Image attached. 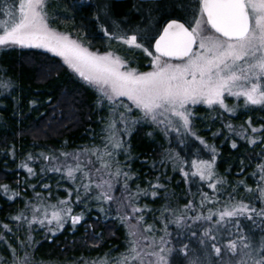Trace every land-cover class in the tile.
I'll use <instances>...</instances> for the list:
<instances>
[{"label":"trees","instance_id":"1","mask_svg":"<svg viewBox=\"0 0 264 264\" xmlns=\"http://www.w3.org/2000/svg\"><path fill=\"white\" fill-rule=\"evenodd\" d=\"M137 2L114 1L115 11L130 12ZM59 5L69 13L78 28L88 26L89 21L94 23L95 12L91 6L74 9L73 0H59L54 8ZM195 5V0H187L182 10L169 3L162 10L164 20L171 16L184 22L190 19ZM2 16L6 15L2 13ZM131 18L134 23L138 22L135 16ZM5 83H10L11 87H0V264H13L12 250L17 264L25 262L26 257V264H73L79 257L92 261V264L98 258L100 263L104 260L111 264L124 249L123 225L135 220L141 222V216L143 224L147 222V226L153 228L157 226L155 223L151 225V221L170 222L173 229L177 217L184 221L182 232L172 231L165 236L171 241L168 246L174 249L171 264H189L197 257L202 259L204 249L199 238L209 228L213 229L221 246L229 238H239L235 227L237 221L240 232L250 237L254 244L264 237V218L255 215L252 220L246 215L225 218L220 225L217 216L211 221L194 222L196 216H206L209 211L218 213L232 204H247L257 211L264 208V201L259 198V189L264 187V182L259 180V167L264 164V105L247 107L236 113L219 107L195 105L191 107L193 136L189 138L181 135L178 139L165 140L158 133L150 136L147 125L137 124L130 131L131 135L123 140L126 157L119 161L122 164L119 168L126 171L129 178H116L112 190L113 194H119L115 202L124 213L108 212L104 216L92 208L79 213V204H76L72 207V214L82 216L79 224L72 225L68 219L63 228L38 223L29 228L26 220L16 221L13 217L23 213L27 220L32 219L30 206L38 199L37 194L40 198L46 193L40 186L50 187L46 201L53 205L64 197V190L57 185L61 182L53 173L45 171L48 174L40 176L38 164H46L48 159L46 161L44 157H49L51 151H77L94 146L97 96L58 58L35 48H0V85ZM252 128L261 131L253 133ZM199 140L215 148V175L211 181H201L198 176L191 175L193 171H188L192 170L193 160H210L213 155ZM249 140L256 142L249 143ZM233 143L236 148L232 147ZM167 147L173 148L185 162L181 170L174 172L161 164ZM22 165L33 169V177ZM184 172L189 173L187 178ZM209 183L216 185L215 190L208 187ZM54 185L56 190L52 187ZM3 186L9 189L7 193L2 190ZM131 204L142 212L133 213L129 207ZM46 207L40 205L41 211L36 213L38 218L45 209L51 213ZM112 213L117 216L112 217ZM125 217L126 221L122 219ZM192 231L197 232V237L191 236ZM29 236L32 237L31 244ZM204 239L212 264H221L226 253L231 254L222 247L221 256L217 257L211 249V240ZM184 245H188L187 252L190 251L187 262L183 260L185 254L179 251ZM232 257L235 260L241 257L239 247Z\"/></svg>","mask_w":264,"mask_h":264},{"label":"snow or ice","instance_id":"2","mask_svg":"<svg viewBox=\"0 0 264 264\" xmlns=\"http://www.w3.org/2000/svg\"><path fill=\"white\" fill-rule=\"evenodd\" d=\"M186 2L187 0H138L130 12L117 13L114 0H96L94 5L91 0H73L74 9L82 6L93 8L94 22L108 40H116L151 57L149 71L141 72L130 68L123 58L111 51L104 54L90 51L78 40L50 27L45 0H0V12L10 17V22H6L0 31V47L45 49L62 57L68 68L86 86H93L99 91L98 102L103 107L107 101L109 111L102 154L108 161H112L115 154L125 146L121 137L130 136V126L139 124L141 119L158 127L166 136L170 132L191 135V106H219L225 111L233 112L234 108L229 109L225 103L226 95L237 99L242 97L246 106L264 105V0H196L191 20L181 22L179 18L171 16L164 20L162 10L169 3L183 10ZM142 5L147 7L143 8ZM132 16H135L137 23L130 18ZM162 20L164 22L161 24ZM153 47L155 54L150 51ZM0 87L10 88L11 85L5 83ZM119 98H126L130 103L125 104ZM136 111L142 116L133 120L132 114ZM117 125L120 127L117 128ZM251 131L256 133L261 129L252 128ZM199 142L208 147L213 155L210 160H193L194 171L191 175L198 176L201 181H211L215 175V148L206 145L203 140ZM255 142L249 140V143ZM232 147L236 148V144L233 143ZM74 155L78 157L79 153ZM21 167L29 175H34L31 167ZM110 167V163L103 165L104 169ZM52 170L60 171V168ZM79 170V166L75 170L69 167L66 171L68 179L75 180V171ZM107 174L113 178H129L128 173L119 167ZM188 175V172H184L186 178ZM84 176L87 178L88 173L85 172ZM259 180L264 182V164L259 167ZM208 187L215 190L216 185L209 183ZM83 188L87 193L90 184H83ZM95 188L99 189L96 201L106 203L112 199L108 195L112 190L111 179L101 176ZM2 190L6 193L9 191L7 186H3ZM37 198L39 199V194ZM259 198L264 201V187L259 189ZM76 202L81 203L79 191ZM68 203L60 201L59 204L64 206L60 208L49 205L52 208L50 218L46 209L38 218L36 213L41 209L33 208L31 220H27L23 213L13 219L26 220L29 228L37 223L41 226L52 225L53 221L56 228H63L68 219L72 225L79 224L82 216L73 215L72 208L66 206ZM132 212L139 213L142 209L132 208ZM245 215L249 220L254 215L264 218V208L257 211L247 204H232L218 213L209 211L206 216H196L194 222L211 221L213 216H217L219 225L226 217ZM122 219L126 221L127 217ZM142 219L141 216L140 220ZM173 223L178 228L185 226L180 217ZM3 227L11 232L7 225ZM235 227L239 238H229L222 246L213 234V229L204 230L199 238V244L204 249L203 258L197 257L189 261V264H212L204 238L211 240V249L217 257L221 256L222 247L233 255L237 254L239 247L241 259L237 264H264V237L254 244L250 237L240 232L238 221ZM152 230L149 226L144 231L151 233ZM166 235L170 234L166 232ZM231 235L229 232V237ZM129 236L131 239L128 241V251L122 254L116 264H171L170 257L174 249L168 246L170 240L161 237L157 243L154 239L143 236L135 226L129 227ZM191 236L197 237V232L192 231ZM28 242L32 243L31 236L28 237ZM187 249L188 245H184L179 251L186 255ZM12 251L13 264H17L15 252ZM26 261L27 257L21 264H26ZM221 264L224 262L221 261Z\"/></svg>","mask_w":264,"mask_h":264},{"label":"rangeland","instance_id":"3","mask_svg":"<svg viewBox=\"0 0 264 264\" xmlns=\"http://www.w3.org/2000/svg\"><path fill=\"white\" fill-rule=\"evenodd\" d=\"M57 1L59 2V0H45V11L47 12L48 17H49L50 27L54 28L56 31H58L60 33L67 34L70 37H72L73 39L78 40L84 47L89 48L90 51H96V52H99L100 54H104L107 51H111L115 55H118L121 58H123L125 63H127L130 68L138 69L141 72L151 70L150 69L151 57L147 56L141 50H137L134 48H130L129 46L122 45L116 40H111V41L108 40V38H106L103 35V33L99 30V28L95 24L94 20H93V22H94L93 24H91L89 21V24H87L88 26H83L82 28L81 27L78 28L77 25H74L72 23V20H71L72 18L70 17L69 13L66 12V10H64V8L60 7V5H59V7L57 6L56 8H54V4ZM91 3H92V5H94V4H96V1H93ZM195 7H196V5H195ZM2 13L3 12H0V31H2V28L6 22H10V17H8L7 15L3 17ZM191 19H192V15L190 16V19H188V20H191ZM153 25H155V22L153 23ZM186 26H188V25L186 24ZM93 29H94V32L92 31ZM153 31H155V26H153ZM0 48H3V47H0ZM35 49H37V48H35ZM37 50H40V51L49 53L52 56H55L68 68V66L64 63L62 57H58V56L54 55L53 53L48 52L45 49H37ZM150 51H152V50L150 49ZM68 70L74 76H76L78 79H80L77 74H75L71 71V69L68 68ZM89 87H91L96 92V96H97V98H96V109H97V118L98 119L96 120L97 131H96V134L94 136V138H95L94 146L93 147L89 146V148L77 150V151H51L49 153L50 159H48V161H47V159H45L47 161L46 164L45 163H39L38 164L37 173L40 176L48 174V173H53V176L55 177V179H57L58 181L61 182V184H57V185H58V188H60L61 190L62 189L64 190V195H63L64 197H62L60 200L56 201L54 206H57L58 208L64 207L63 205L59 204L60 201H68L69 203L66 206L67 207L71 206V208L73 206H75L76 204H78L76 201H77V191H79V197L81 200V203H79V213H80V211H83V210L85 211V209L89 210V208H92L93 210L98 211L100 214L103 213L104 216L106 215L105 213H108V212L124 213V211L121 209V207L118 206V203L115 202L118 200L119 194L117 195V194L112 193V190L117 183V179L109 176L107 173L109 171L114 172L116 167H120L122 165V164H119V161H124L123 159H125V157H126V155H125L126 152H125L124 148L122 150L118 151L115 154V156L113 157L112 161H108L107 157L103 156L102 153H103V149L105 146L104 141H105V137H106L105 127L107 124V120L109 118L108 103H107V101H105L104 105L102 107L100 105V103L98 102V97L100 96L99 91L96 88H94L93 86H89ZM119 99H120V101H122L125 104L130 103L126 100V98H119ZM225 103L229 109L234 108L233 112H235V113L238 111H245L247 109V107L253 106V105H247L246 106L244 99L242 97L237 99L234 97H228L227 95L225 98ZM200 105H203V104H200ZM205 106L208 107L207 105H205ZM191 107H193V106H191ZM216 107H219V106H215L214 108H216ZM190 110H191V108H190ZM221 110H224V109H221ZM141 116H142V114L139 111H136L132 114V119L136 120V119H139ZM140 123L148 126V134L150 136L154 135V133H158V135L163 136L165 138V140L167 138L178 139V138H180L179 136H181L175 132H170L166 136L155 125H152L148 122H145L142 119L140 120ZM135 126L136 125L130 126V131H132V129L135 128ZM119 127L120 126L117 125V128H119ZM181 132L183 133V129H181ZM192 136H193V134L186 135V137H188V138L192 137ZM126 137L127 136H122L121 139L124 140V139H126ZM97 150H99V151H97ZM77 153H79L78 157L74 155ZM65 154H69V155H65ZM42 156L44 157L45 154H42ZM170 157H178V158H170ZM38 158H42V157H38ZM160 161H161L162 165L168 166L169 170L174 171V172L181 170L182 167L184 166V163H185L184 161H182V158L177 154V152L173 148L170 149L168 147L165 148ZM105 163H110L111 167L109 169H104L103 165ZM77 166H79L80 170L75 171V180L68 179V177L66 175L67 169L69 167H71L72 169L75 170L77 168ZM56 167H59L60 171L51 170V169H54ZM189 167L190 166H188V168ZM97 169H100L101 171L97 172L96 171ZM45 171L48 173H45ZM188 171H194V169L192 168V170L189 169ZM85 172L88 173L87 178H85V176H84ZM101 176L104 179H111V181H112V190L108 193V195H110L112 197V199L106 203L105 202H99V201L95 200V196L99 192V189L95 188V184L99 182V179ZM30 177H33V176L30 175ZM86 183L90 184V189L87 193L85 192V190L83 188V184H86ZM60 185H62V186H60ZM38 186H40V185L38 184ZM40 187L45 188L46 193L43 195V197H40L39 199L34 200V202L32 203L33 205L30 206L29 210L32 211L33 208H39L40 205H43V206H47L46 208L49 210L51 209L50 211H52V208L48 207V206L53 205V204L46 201L48 199L47 192H48V190H50V187L46 188V187H44V185L40 186ZM52 187L55 190L57 189L56 185H54ZM69 193H71V195H69ZM72 201H74V202H72ZM129 207L135 208L133 204H131V206H129ZM101 208H103L104 210L100 211ZM131 211H132V209H131ZM48 213H49V218H50V212H48ZM143 213H145V211H143ZM41 215H43V214H41ZM116 216H117L116 214L112 215V217H116ZM143 223H145V222H143V221L136 222V220H135L131 224L128 223L127 226L123 225L125 238H124L122 246L124 249L118 255V257L112 261L111 264H116V261L119 258H121L122 254H124L128 251V241L131 239V237L129 236V227L130 226H135V228H137L143 236H146L148 239H154L157 243H159L161 237L165 238V236H167L166 232L168 234H170V232H172V231H178V230H180L179 232H182V228H178L176 226V224H175V228L173 229L171 227L172 223H170V222L163 223L162 221L158 220L157 222L156 221L150 222L151 225L153 223H155L157 228L152 227V229H153L152 232L148 233V232H145L144 230L146 228H148L149 226H147V222H146V224H143ZM48 226L49 227L55 226V221H53L52 225H48ZM189 252H187L185 257L183 258L184 262L187 260V257L190 254ZM232 256H234L232 253L231 254L226 253V257L223 261L224 264L226 262H227L226 264H237V261H239L241 259V257H239V258H237V260H235ZM96 261L97 262L95 264H101L100 263L101 260L99 258L96 259ZM102 261L104 262V260H102ZM52 264H68V262H60V263H52ZM73 264H92V261L87 262L86 258L79 257L77 260V263H73Z\"/></svg>","mask_w":264,"mask_h":264},{"label":"water","instance_id":"4","mask_svg":"<svg viewBox=\"0 0 264 264\" xmlns=\"http://www.w3.org/2000/svg\"><path fill=\"white\" fill-rule=\"evenodd\" d=\"M114 1H125V0H114ZM136 1H138V0H136ZM181 22H182V21H181ZM151 50H152V52L155 54L154 47H153ZM174 62H176V61H174Z\"/></svg>","mask_w":264,"mask_h":264},{"label":"flooded vegetation","instance_id":"5","mask_svg":"<svg viewBox=\"0 0 264 264\" xmlns=\"http://www.w3.org/2000/svg\"><path fill=\"white\" fill-rule=\"evenodd\" d=\"M134 1V0H133Z\"/></svg>","mask_w":264,"mask_h":264}]
</instances>
